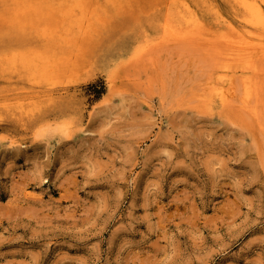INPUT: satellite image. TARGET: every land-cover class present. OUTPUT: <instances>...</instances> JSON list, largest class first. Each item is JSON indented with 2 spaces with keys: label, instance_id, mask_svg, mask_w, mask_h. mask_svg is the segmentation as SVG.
<instances>
[{
  "label": "rangeland",
  "instance_id": "rangeland-1",
  "mask_svg": "<svg viewBox=\"0 0 264 264\" xmlns=\"http://www.w3.org/2000/svg\"><path fill=\"white\" fill-rule=\"evenodd\" d=\"M168 9L198 41L163 43ZM243 28L233 0H0V264H264V55L253 108L201 99Z\"/></svg>",
  "mask_w": 264,
  "mask_h": 264
},
{
  "label": "bare ground",
  "instance_id": "bare-ground-1",
  "mask_svg": "<svg viewBox=\"0 0 264 264\" xmlns=\"http://www.w3.org/2000/svg\"><path fill=\"white\" fill-rule=\"evenodd\" d=\"M233 2L236 5L238 16L243 21L244 28L239 31V33L242 32L239 39L229 38L223 44V50L219 51V61L215 62L214 74L209 77L204 87L207 88V92L201 99L207 106L221 108L229 106L240 84L242 90V101H240L244 110L247 111L253 105H250L251 99L258 98L260 94L257 77L263 69V60H259L258 57L264 55V0H233ZM190 15H192L190 12L188 16L180 9L174 12L168 9L166 17L159 26L165 45L183 40L198 41L199 35L192 34L195 22L193 16ZM203 49L204 51L213 50L209 43H206ZM233 102L234 100L231 103Z\"/></svg>",
  "mask_w": 264,
  "mask_h": 264
}]
</instances>
